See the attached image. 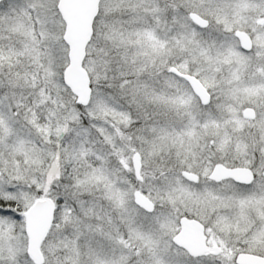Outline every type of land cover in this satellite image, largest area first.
<instances>
[{"label": "snow or ice", "instance_id": "obj_1", "mask_svg": "<svg viewBox=\"0 0 264 264\" xmlns=\"http://www.w3.org/2000/svg\"><path fill=\"white\" fill-rule=\"evenodd\" d=\"M0 264H264V0H0Z\"/></svg>", "mask_w": 264, "mask_h": 264}]
</instances>
